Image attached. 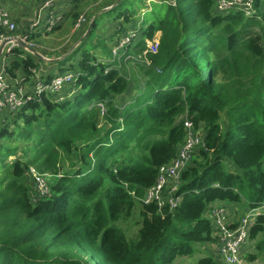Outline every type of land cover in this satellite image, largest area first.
I'll use <instances>...</instances> for the list:
<instances>
[{"label": "trees", "instance_id": "trees-1", "mask_svg": "<svg viewBox=\"0 0 264 264\" xmlns=\"http://www.w3.org/2000/svg\"><path fill=\"white\" fill-rule=\"evenodd\" d=\"M68 1L61 24L81 16L80 0ZM135 2L144 5L121 0L115 19L132 22ZM215 2H152L139 40L109 63L88 46L95 18L67 67L76 70L74 93L43 92L17 110L0 108L10 114L0 120V264H173L215 241L212 204L264 202V0H253L250 17L218 12ZM157 33L152 53L143 40ZM131 46L145 60L122 61ZM4 56L7 77L20 73L26 86L39 68L35 57L20 47ZM131 79L136 95L121 108L116 98ZM185 120L202 145L180 174V202L145 204L159 168L184 143ZM30 167L53 179L47 195L27 184ZM135 210L138 229L128 239L117 224ZM248 240L254 248L245 261L264 260V215ZM194 264L217 263L201 256Z\"/></svg>", "mask_w": 264, "mask_h": 264}, {"label": "rangeland", "instance_id": "rangeland-1", "mask_svg": "<svg viewBox=\"0 0 264 264\" xmlns=\"http://www.w3.org/2000/svg\"><path fill=\"white\" fill-rule=\"evenodd\" d=\"M116 1L117 0H80L78 13L79 15L84 16L85 22L81 24V26H79L78 28H75L74 27L75 24L74 23L72 24L71 18L68 17L66 18V20L62 22L61 26L64 25L62 28L60 26L58 29H55L53 30V32L48 33L46 35L44 34L43 24L45 22L47 9L43 10L39 14L41 22L40 25L34 29L35 36L30 43L34 45L35 49L33 48V50L36 51L41 57V59L36 57L34 59L35 63H37V66L39 67L37 71L40 72L39 75L40 81L37 83L40 82H42V84L45 83L47 74H50L51 77H54L57 74H59L61 78L69 77V81L66 82L64 85H61V87L58 90H55L54 94H62V93L66 94L69 91L73 90L71 91L72 94L76 91V89H74L73 86L71 87L72 82L75 80L74 76L76 70L74 72L68 71L67 67L75 62L76 57L74 56V54L76 53V50L80 45V43L83 40H85V38L87 37V36L85 37L83 36L88 28L91 19L94 17H96V21L92 34L90 36L91 41L90 43L87 42L89 43L88 46L93 49L95 56L103 62L104 60L107 61L108 63L113 60H121L123 54H121L120 51L122 50L125 51V46L126 47L130 46V43L131 45H133L136 40H139L141 30L143 28L145 29L146 26L150 23V21L149 22L145 21L146 20L145 14L151 9L152 2L157 3L158 0H145V1L143 0L144 3L143 6H141L140 3L135 2L133 6L135 10L134 19L132 20V22L129 23H124L123 22L124 18L115 19L118 12L116 9L111 10L112 9L111 7L114 5L112 3H115ZM14 2H16L18 6H21V9L25 8L29 11V13L26 14V16L24 15V18H21L18 15L14 16L17 21L23 19V23L27 27V21L32 20L34 18V10L35 11L38 10V8L42 5V1L41 0H0V4L4 7L13 6ZM70 8H71V3H69L68 0H57L53 5L52 10L57 14H60L61 11H62L61 14H65ZM104 9L106 11L100 14V12ZM82 37L83 39H81ZM153 39H156L158 41L159 33L155 34V36L150 40L148 38L147 39L145 38V40H143L145 48L151 52H153L154 50L151 47H149L148 42H151V40ZM72 49L73 51L65 58V60L56 63H52V61H50L65 56ZM131 49L132 46L129 48V52H130L128 53L129 55L124 57V60L122 61H128L133 58L140 61L141 59L145 60L144 58H142V56H139V54H136L134 53V51H131ZM7 64H8V58L3 55L0 61V69L4 66H7ZM132 69H134V66L131 63V70ZM135 70L136 68L134 69V72ZM30 80L33 83L29 82ZM30 80L26 81L25 85L27 86V90L29 89L30 92H33L35 91L36 81H38V79L36 77H31ZM50 80L51 78L49 79V81ZM22 81H23V76H21L20 73L14 79L11 78L9 79V77L5 78V83L8 84L13 89L16 88V85L18 83L22 84ZM135 87H136L135 81L131 79L129 81L127 91L116 98L118 106L122 108L126 104L131 102L133 97L136 95L137 87L136 88ZM0 99L2 100L3 98L0 97ZM99 108H100L99 125L102 126V124L105 123V120L103 118L104 109L102 106H99ZM17 109L18 108H16L15 110ZM4 116L8 118L10 114L5 111L1 112L0 120L4 118ZM199 133H196V135L200 136ZM8 161H10V159H8L7 162ZM36 176L38 175L34 171V168L30 167V169H28V175H26V180H29V183L27 184L30 185L32 183L33 187L35 186V189L36 186H38V182L35 179ZM46 180L49 183H51L53 179L46 178ZM36 196L38 197L42 196V192L40 191L39 194ZM227 205H234V204L229 203ZM245 208L246 207L243 208L242 206L237 205V207L232 208L231 212L230 210H227L225 207L221 208L223 209V212L218 215V219L220 220L221 225L228 226L229 224H235L239 222L241 219H244L248 215ZM206 216L210 221L212 227L214 228L213 226L214 220L209 214V210L207 211ZM137 222H138V214H137V210H135L131 219L125 222H120L117 224V226L124 232V234L128 239H133L138 229ZM213 238L215 240L214 242L201 244L200 246H198V252H195V254L189 257H177L174 260L173 264H194L197 258L201 256L211 257V259L217 264H264V260L255 261L251 263L245 261V255L253 251L254 243L252 241L248 239L246 240V242L243 244V246L240 249V254H239L240 258L237 257V262H232L229 259V256L227 255L226 252L228 234H222L221 231L214 228Z\"/></svg>", "mask_w": 264, "mask_h": 264}, {"label": "built area", "instance_id": "built-area-1", "mask_svg": "<svg viewBox=\"0 0 264 264\" xmlns=\"http://www.w3.org/2000/svg\"><path fill=\"white\" fill-rule=\"evenodd\" d=\"M41 1L42 5L37 11H34V18L27 21V29L19 35L15 34L16 30L18 29L15 21L13 19L11 20L6 10L3 11V9H0V61L4 54H7L11 49L18 47L15 43V40L31 49L34 48V45L30 44L33 38L29 40V37L31 35H35L34 29L37 28L41 22L39 14L45 9H47V12L45 16V22L43 24L44 33L53 32L54 27L61 20V16L52 10L53 5L57 0ZM216 9L220 12L227 10L240 11L246 17H250L254 13L253 0H216ZM84 22L85 18L83 15H81L77 19L74 27L78 28ZM1 31L9 33V36H5ZM148 44L149 47L154 50L152 53H156L158 41L153 39L151 42H148ZM262 45L264 49V35ZM6 68L7 66H4L0 69V97L3 98L2 100L0 99V108L9 107L13 110L20 108L29 100L39 97V95L43 92H55V90H58L61 85H64L69 81V77L61 78L59 74H57L56 76L51 77L50 81H45L43 84L42 82L37 83L40 81V72L37 71V68L34 73V77L38 79V81H36L35 91H28L27 87L20 83H18L16 88L13 89L5 83V78L7 77ZM184 125L186 130V138L184 143L180 147L173 160L159 168L155 183L150 188H148L144 194L143 202L145 204L154 203L159 208L168 205L170 209H174L180 202V197L176 195L177 189L179 187L180 174L190 162L192 153L202 145L201 133H199V131H192L191 124L187 120L184 121ZM196 133H199L200 136H197ZM37 175L38 176L35 177L36 181L38 182L36 189L38 193L40 191L42 192V196L47 195L48 189L46 178L48 176H42L38 173ZM222 212L223 209L221 208L212 205L209 207V213L214 220V228L221 231L222 234H228L226 252L229 256V259L232 262H237V257L240 258V249L248 239L249 230L253 225L254 219H256L259 215H264V202L259 206L250 209L248 215L244 219H241L239 222L235 223L237 225L234 228L231 227L235 224H229L228 226L221 225L218 215Z\"/></svg>", "mask_w": 264, "mask_h": 264}, {"label": "crops", "instance_id": "crops-1", "mask_svg": "<svg viewBox=\"0 0 264 264\" xmlns=\"http://www.w3.org/2000/svg\"><path fill=\"white\" fill-rule=\"evenodd\" d=\"M4 2V1H3ZM7 6V5H6ZM0 7L1 8H4V10H6L10 15H11V18L15 21V23L17 24V27L19 28V29H22L21 31H24V30H26L27 29V27H26V25L23 23V19H20L19 21H17L16 19H15V17L14 16H16V15H18V16H20L21 18H24V15L26 16V14H28L29 13V11L27 10V9H21V6H18L17 4H16V2H14V5L13 6H8V7H4V6H2L1 4H0ZM35 11V10H34ZM62 13V11L60 12V16L62 15L61 14ZM61 21H62V16H61V20L59 21V23L61 24ZM64 25H62L61 26V28L63 27ZM36 35H39V34H36ZM35 36V35H34ZM227 204H229V203H224V202H216V203H214V204H212V206H215V207H221V208H226L227 210H230V212L232 211V208L233 207H237V205H239V204H236V203H232V204H234V205H227ZM243 208H244V206H242ZM245 210H246V212L248 213L249 212V208H245ZM257 219V218H256ZM256 219H254V221H253V224H254V222H255V220ZM253 220V219H252Z\"/></svg>", "mask_w": 264, "mask_h": 264}, {"label": "water", "instance_id": "water-1", "mask_svg": "<svg viewBox=\"0 0 264 264\" xmlns=\"http://www.w3.org/2000/svg\"><path fill=\"white\" fill-rule=\"evenodd\" d=\"M120 1H121V0H117L111 8H114L115 6H117V5L119 4ZM105 11H106L105 9L102 10V11L100 12V14L103 13V12H105ZM95 18H96V17H94V18L91 19V21H90V23H89V25H88V28H87V30H86V32H85V34H84L83 37H85V36H87V35L89 34L90 30L92 29L93 21H94ZM83 37H82L81 39H83ZM15 43L17 44L18 47H20V48H22L23 50L27 51L28 53H30V54L33 55L34 57L41 59V57L39 56V54H38L36 51H34L33 49L27 47L26 45H24V44H22V43H20V42H18V41H16V40H15ZM73 49H74V48H73ZM73 49H72L70 52H68L65 56H62V57H60L59 59H56V60H50V61H52V63H56V62H61V61L65 60V58H66V57H67V56L73 51ZM0 55H1V51H0Z\"/></svg>", "mask_w": 264, "mask_h": 264}, {"label": "bare ground", "instance_id": "bare-ground-1", "mask_svg": "<svg viewBox=\"0 0 264 264\" xmlns=\"http://www.w3.org/2000/svg\"><path fill=\"white\" fill-rule=\"evenodd\" d=\"M216 3V2H215ZM31 43V42H30ZM13 50V49H12ZM45 61V60H44ZM57 92H59V91H57ZM210 214V213H209ZM240 254V253H239ZM220 255V254H219Z\"/></svg>", "mask_w": 264, "mask_h": 264}, {"label": "clouds", "instance_id": "clouds-1", "mask_svg": "<svg viewBox=\"0 0 264 264\" xmlns=\"http://www.w3.org/2000/svg\"><path fill=\"white\" fill-rule=\"evenodd\" d=\"M34 36V35H33ZM35 49V48H34ZM28 53V52H27Z\"/></svg>", "mask_w": 264, "mask_h": 264}]
</instances>
